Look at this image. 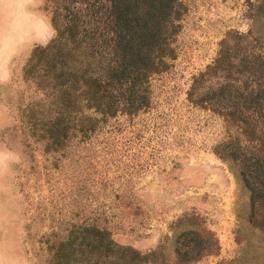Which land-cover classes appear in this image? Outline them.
<instances>
[{
    "label": "rangeland",
    "instance_id": "1",
    "mask_svg": "<svg viewBox=\"0 0 264 264\" xmlns=\"http://www.w3.org/2000/svg\"><path fill=\"white\" fill-rule=\"evenodd\" d=\"M178 1L175 56L151 75L143 110L108 117L52 151L21 116L38 95L22 77L23 62L0 88V145L23 157L0 178L6 264H47V246L82 220L141 252L160 246L167 264L176 234L192 226L210 230L218 249L188 264H264V231L248 217V190L235 163L213 151L223 136L221 117L187 98L192 76L214 58L220 39H245L264 61V0ZM51 7L46 0L49 17ZM192 214L195 224L188 223Z\"/></svg>",
    "mask_w": 264,
    "mask_h": 264
},
{
    "label": "trees",
    "instance_id": "2",
    "mask_svg": "<svg viewBox=\"0 0 264 264\" xmlns=\"http://www.w3.org/2000/svg\"><path fill=\"white\" fill-rule=\"evenodd\" d=\"M180 5L178 0H52L50 18L58 36L22 66L23 79L38 93L21 110L30 134L47 149L61 150L69 138L87 137L108 117L149 107L151 75L175 56ZM248 43L220 39L214 58L192 76L187 98L221 117L223 136L213 151L235 163L249 193L248 217L264 231V61ZM189 216L188 223L195 224ZM175 237L172 264H188L218 249L210 230L192 226ZM47 248V264H167L160 246L141 252L83 220L70 222Z\"/></svg>",
    "mask_w": 264,
    "mask_h": 264
},
{
    "label": "clouds",
    "instance_id": "3",
    "mask_svg": "<svg viewBox=\"0 0 264 264\" xmlns=\"http://www.w3.org/2000/svg\"><path fill=\"white\" fill-rule=\"evenodd\" d=\"M46 0H0V88L16 78L21 62L26 66L33 51L47 48L58 32L45 12ZM22 153L0 145V178L22 163ZM0 264H6L0 257Z\"/></svg>",
    "mask_w": 264,
    "mask_h": 264
}]
</instances>
